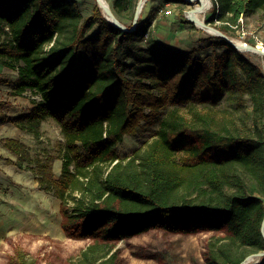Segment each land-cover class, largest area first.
<instances>
[{"label": "trees", "instance_id": "1", "mask_svg": "<svg viewBox=\"0 0 264 264\" xmlns=\"http://www.w3.org/2000/svg\"><path fill=\"white\" fill-rule=\"evenodd\" d=\"M135 2L113 0L111 9L133 22ZM213 2L206 23L223 22L215 26L223 32L264 11V0ZM160 9L126 32L98 5L84 19L76 0H0V64L18 72L12 95L43 98L10 122L39 136L53 119L64 137L60 155L46 159L20 139L1 143L20 168L34 165L41 189L61 201L62 228L94 240L78 264H119L117 241L154 230L216 234L205 264H240L264 251V71L221 37L211 38L206 58L140 46ZM229 95L237 112L215 109ZM188 103L191 118L176 109L133 156L116 153L143 121ZM12 264L35 262L19 249Z\"/></svg>", "mask_w": 264, "mask_h": 264}, {"label": "rangeland", "instance_id": "2", "mask_svg": "<svg viewBox=\"0 0 264 264\" xmlns=\"http://www.w3.org/2000/svg\"><path fill=\"white\" fill-rule=\"evenodd\" d=\"M76 1L84 19L92 15L98 5L97 0ZM112 1L107 0L110 7ZM138 2L139 0H136L135 10ZM198 5V1L190 3L184 0H147L140 16L141 21H144L146 16L153 15L155 9H161L153 18L146 39L140 46L147 47L150 43H155L174 52L188 53L192 57H211V38L218 36L198 28L194 23H186L188 11ZM213 7L214 2L211 9L204 14L205 23ZM168 10L171 13L167 12ZM126 13L130 15L128 11ZM243 18V25L229 24L234 30L222 32L237 43L247 42L264 46V11ZM122 21L128 27L133 24L128 16ZM222 24L223 22L216 21L215 25H209L215 27ZM97 29L95 27L90 34L95 33ZM243 29L248 35L243 36ZM223 50L218 48L219 53ZM123 51L125 53V50ZM244 54L264 71L262 56L248 51ZM124 60L127 63L132 62L128 57ZM17 78V71L0 64V264H12L19 249L28 253L35 264H78L82 252L94 240L78 238L62 228L64 219L61 214V201L52 192L41 189L37 175L33 168L31 169L34 165L23 164L20 168L18 157L11 154L1 143V140L6 138L20 139L29 146L34 158L46 159L49 155H60L64 142L61 128L53 119H48L41 125L39 136L22 131L10 122L29 113L35 105V102L24 94L12 95ZM236 102L237 99L229 95L215 109L237 112ZM246 102V109L251 111L252 105L248 98ZM176 109L191 118L195 104H169L164 110L143 121L137 134L126 136L124 141L117 145L115 150L119 157L126 159L145 147L156 136L161 121ZM62 164V159L54 162L55 179L60 177ZM214 235L216 234H170L154 230L146 235L119 240L116 243L119 264H205L206 242ZM258 264H264V259Z\"/></svg>", "mask_w": 264, "mask_h": 264}, {"label": "water", "instance_id": "3", "mask_svg": "<svg viewBox=\"0 0 264 264\" xmlns=\"http://www.w3.org/2000/svg\"><path fill=\"white\" fill-rule=\"evenodd\" d=\"M187 2H194V1H198V0H184ZM98 3V7L102 10L104 17L106 18V20L108 22H110L111 24H113L114 26L118 27L119 29H121L122 31H126V32H131L134 31L135 28L137 27L139 20H140V16L142 13V6H143V0H139L136 10H135V14H134V18H133V24L132 26L129 28L127 27L125 24H123L114 14V12L112 11L110 5L108 6L107 3H103L101 0H97ZM200 6L195 7L194 9L188 11L189 13H193V12H197L199 10ZM188 20L191 23H194L198 28L204 30V28L210 29L212 31V34L218 37H221L223 39H225L226 41H228L230 44H232L237 50H239L240 52H253L256 54H259L260 56H262L264 58V48H262V46L259 45H252V44H238L236 43L234 40H232L230 37H228L226 34H224L222 31H220L219 29L210 26L209 24L205 23V22H201L199 20H196L192 17H190L189 15H187ZM205 31V30H204ZM262 234L264 237V220L262 223ZM257 258V261L254 264H258L262 259H264V251L262 252H258L255 254H252L250 256H248L243 262H241L240 264H248L250 258Z\"/></svg>", "mask_w": 264, "mask_h": 264}, {"label": "bare ground", "instance_id": "4", "mask_svg": "<svg viewBox=\"0 0 264 264\" xmlns=\"http://www.w3.org/2000/svg\"><path fill=\"white\" fill-rule=\"evenodd\" d=\"M103 3H107V5L109 6V3L107 2V0H101ZM147 0H143V6H142V10L146 4ZM200 8L197 12H193V13H189L188 15L196 20H199L201 22H205L204 20V14L206 12H208L211 7H212V0H198ZM205 31H207L208 33L212 34V31L210 29L204 28ZM236 42V41H235ZM237 43V42H236ZM240 44V43H238ZM257 261V258H250L248 264H254Z\"/></svg>", "mask_w": 264, "mask_h": 264}, {"label": "built area", "instance_id": "5", "mask_svg": "<svg viewBox=\"0 0 264 264\" xmlns=\"http://www.w3.org/2000/svg\"><path fill=\"white\" fill-rule=\"evenodd\" d=\"M168 4H169V3H168ZM166 7H169V6H166ZM167 12L171 13L170 10H168ZM243 24H244V18L241 17V18L239 19L238 26H241V25H243ZM242 34H243V36L248 35V33H246V32L244 31V29H243V31H242ZM256 39H257V37H256ZM242 43H243V44H248L247 42H242ZM259 46H262V48H264L263 45H259ZM24 95H25V96H28L32 101L35 102V104H38V103L42 102V100H43L42 96H41L39 93L35 92V91H31V90L26 91V92L24 93Z\"/></svg>", "mask_w": 264, "mask_h": 264}]
</instances>
